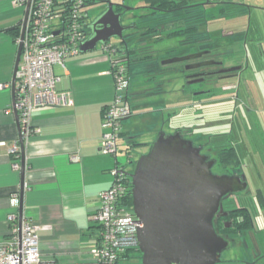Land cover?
Returning <instances> with one entry per match:
<instances>
[{
    "label": "crops",
    "instance_id": "obj_1",
    "mask_svg": "<svg viewBox=\"0 0 264 264\" xmlns=\"http://www.w3.org/2000/svg\"><path fill=\"white\" fill-rule=\"evenodd\" d=\"M17 1L0 0V243L9 239L13 227L8 218L11 215L19 217L22 211V218L39 227V254L43 263L88 262L91 260L90 249L96 245L100 235L94 221L100 206L99 195L111 186L112 170L122 165L119 153L126 154L123 148L115 157L100 152L102 111L114 99L110 58L95 48L68 58L64 67L55 66L53 72L59 77L55 89L67 93L72 105L34 109L31 124L37 132L22 141L23 153L20 148L17 156L10 155L9 150L15 142L20 147V132L11 109L12 78L17 38L27 4H16ZM246 1L250 8L245 9L243 15L254 25L244 22L238 35L231 31L227 33L229 38L225 42L228 46L238 42L247 45L248 42L252 47L250 45L246 60L235 65L240 70L235 71L234 78L242 79V88L240 90V86L232 84L233 91L225 103L231 105L229 111L232 113L243 105V120L249 126L260 113L264 118V110L258 108V105H264L263 93L252 88L256 75L264 78V52L260 48L264 39V0ZM128 9L121 22L123 27L130 23L128 15L132 12ZM96 11L88 14L89 21L99 12ZM235 24L236 21L230 26ZM87 29L89 33V27ZM216 33L214 43L218 49L221 41L224 42L221 39L224 31L217 27ZM111 40L109 42L113 43ZM115 40L117 43L113 44L120 49L136 50L130 49V43L125 47L122 41ZM157 43L162 44L163 49L178 48L169 41ZM162 61L164 59L154 55L151 61L128 66V102L132 115L123 124V138L132 144L131 153L149 149L158 135L175 133L177 127L184 138L194 143L195 130L224 122L217 120L219 105L224 104L217 95L204 100L191 96L192 89L187 88L179 69L168 67L174 65L162 66ZM205 109L210 110V115L203 114ZM203 116H209L211 120L208 118L204 122ZM233 123L239 125V122ZM166 125L167 129H164ZM186 130L188 134H183L182 131ZM238 140L235 145L239 151H236L239 156L242 152L248 161L247 168L255 174V179H252L255 188L264 193L261 178L264 176V140L259 139V145L253 139L247 143L241 137ZM240 148L244 150L240 151ZM73 157L78 161L74 162ZM261 211L264 217V208Z\"/></svg>",
    "mask_w": 264,
    "mask_h": 264
},
{
    "label": "built area",
    "instance_id": "obj_2",
    "mask_svg": "<svg viewBox=\"0 0 264 264\" xmlns=\"http://www.w3.org/2000/svg\"><path fill=\"white\" fill-rule=\"evenodd\" d=\"M94 0H31L27 22L21 41V53L15 74L12 110L17 112L20 140L25 141L37 132L31 124V112L42 107L71 106L72 101L65 92H57L59 82L53 69L64 67L68 58L79 54L80 46L88 38V8ZM27 3L18 0L16 4ZM20 43V35L17 38ZM99 49L110 58L114 99L102 111V135L100 152L116 156L125 150L129 141L123 138V124L132 115L128 102L129 75L127 59L118 46L111 42L99 44ZM8 109V111H11ZM122 142V143H120ZM20 147L15 142L9 150L17 156ZM124 152V151H123ZM74 162L78 161L73 157ZM116 166L112 170L111 186L99 195V210L94 221L100 229L96 245L90 249L91 260L77 264H141L132 261L140 254L138 230L141 225L132 208L122 206V200L132 189L131 167ZM17 168V166L15 167ZM13 225L9 239L0 243V264H56L43 263L39 254V227L25 218L11 215ZM18 221V222H17ZM18 223V225H16Z\"/></svg>",
    "mask_w": 264,
    "mask_h": 264
},
{
    "label": "water",
    "instance_id": "obj_3",
    "mask_svg": "<svg viewBox=\"0 0 264 264\" xmlns=\"http://www.w3.org/2000/svg\"><path fill=\"white\" fill-rule=\"evenodd\" d=\"M30 1L27 0L21 24L20 43L12 78V102H15V74L21 53V41L27 22ZM107 10L90 26V36L81 44L80 53H86L111 39L123 41L122 34L129 27L121 24V15L115 13L110 1ZM107 21L104 22V20ZM200 55L175 57L161 62L162 66L195 59ZM230 68L222 73L239 71ZM194 83L197 81H193ZM203 93H195L200 96ZM19 129L18 115L14 110ZM23 153V142L20 140ZM214 159L201 154V148L180 132L160 134L141 156L131 174L132 212L141 228L138 230V248L141 264H216L217 253L224 248L213 228V218L224 197L244 192V175L213 174ZM24 162H21V175ZM21 212L19 218L21 219Z\"/></svg>",
    "mask_w": 264,
    "mask_h": 264
},
{
    "label": "flooded vegetation",
    "instance_id": "obj_4",
    "mask_svg": "<svg viewBox=\"0 0 264 264\" xmlns=\"http://www.w3.org/2000/svg\"><path fill=\"white\" fill-rule=\"evenodd\" d=\"M105 1H110L113 11L121 15L120 21L122 22L126 13L125 10H129L124 5L125 0H97L93 6L99 8L100 13L98 12L89 21L88 27L107 10ZM247 8L250 6L246 0H143L135 8H130V12L133 14L134 10H141L157 15L159 23L153 26L155 30H152L151 33H160L162 29H166L165 26L174 28L171 31H165L163 40L178 46L183 52L176 57L200 55L195 59L175 65H179L180 74L188 88L192 85L202 86L206 82H208V86H211L208 89H198L199 92L192 91L191 96L195 93H203L200 96L209 93L208 96L217 89L225 91L223 85L233 80L236 75V72H221L230 68L224 67L216 53V42L214 43V41L217 25L221 21L224 25L230 26L236 21L237 24L243 22V25L245 22L247 25L253 26L254 24L249 20L247 21V17L243 15ZM149 14H137L130 18V23L127 26L129 30L122 34V44L125 47H128L131 39H145L147 35H150L146 31L141 32L140 37L129 34V32L139 33L141 27L138 23L136 24L135 20H141L144 16H150ZM175 35L177 38H174ZM228 38L226 33L221 36L224 42ZM143 41L144 43L147 42L146 40ZM209 79L215 81L212 83V80ZM193 81L197 82L194 83ZM196 147L201 148L202 155L212 159L210 154L204 151L203 146V148L200 145ZM229 147L236 148L233 145H229ZM232 175L247 176L244 172L241 174L234 172ZM245 182L248 187L247 178ZM238 195L224 197L221 208L213 218L214 232L221 240V245H224V248L216 254L218 259L216 264H264V217L260 213L261 210L256 213L245 207L243 203H239ZM231 201H234V207L230 206Z\"/></svg>",
    "mask_w": 264,
    "mask_h": 264
},
{
    "label": "rangeland",
    "instance_id": "obj_5",
    "mask_svg": "<svg viewBox=\"0 0 264 264\" xmlns=\"http://www.w3.org/2000/svg\"><path fill=\"white\" fill-rule=\"evenodd\" d=\"M142 1L143 0H125L124 4L127 6V8H133L135 6H138L140 4V2H142ZM95 10L99 11V8L91 6L90 8H88V14L92 15ZM137 14H149V12H145V11H141V10L140 11L134 10L133 14H131V15L129 14L128 16L133 17V15H137ZM149 15L150 16H144V18L141 20H135L136 24L138 23L139 27H141L140 28L141 30L139 33L129 32V34L134 35V36L137 35L139 37L141 36V32H143V31L150 33V35H147L146 36L147 38H145V39H140V38H135L134 40L131 39L132 41H130L129 47H130V49L131 48L136 49L134 51L130 50L131 52H133V54H132L133 60H134V58L136 59L132 63L145 62L147 60L151 61L154 58V55H156L161 60L162 59L168 60V59L175 58L176 56L182 54L183 52L179 48H177V49L175 48V49L170 50L167 47V49H168L167 50V49H165L166 47L163 49L164 46H162V44L157 43V42H162L164 39V34L166 32H168L169 30L171 31L174 28L165 26L166 29H162V31L160 33L159 32L158 33H154V32L151 33L152 30H155V29H153L152 26L158 25L159 21L157 20L158 19L157 15H152V14H149ZM253 16H254V14H253ZM242 23L243 22H238L237 25L235 24L234 27H231L229 25H224L223 22L220 21L219 24L217 25V27H219L220 30H223L224 34L225 33L227 34L228 32L231 31V32H234L236 35H238L240 33V30H242L241 29ZM263 35H264V32H263ZM143 40H146L147 42L144 43ZM111 41L115 44L117 43V41L115 39H112ZM226 42L221 41V44H220L221 46H219V48L216 49V53L218 54V58L221 59V61L223 62L224 67L233 68V67H235V65L237 63H241L243 60H246L247 53L250 52L252 45L249 44L248 42H247V45H245L244 42H242V43L238 42V43H232L231 45L228 46ZM250 45H251V47H250ZM96 48L98 50H100L99 45H97ZM260 48L262 49L261 51L264 52V39L262 41V45ZM136 51L138 54L135 55ZM172 65H174V66H168V67H171V68L173 67L172 69H179V65H175V64H172ZM168 67H164V68L167 69ZM257 76L258 75H256V79L252 84V88L257 90V91L261 90L263 93V96H264V78H259V76L258 77ZM209 80H212L211 81L212 83L215 81L214 79H209ZM241 82H242L241 78H239V79L234 78L233 80H230L223 85L224 89H226L225 91H220L219 89H217V90L210 93V95H217L219 97V100L224 102V104L219 105L220 114L217 117V120H219L220 122L224 121V122H221L224 124L219 123L218 126L203 127L201 129L195 130L196 132H195V135L193 136L194 144L196 146L200 145V147L203 146L205 148L204 151L206 153H209L211 158L216 161V164L212 169L213 174L220 176V175H232V173H234V172L240 173V174L242 172H244V174L247 175L246 178L248 181V187H247V190L245 192L238 195L237 199L239 200V203L240 202L242 203L241 199H247V197H251L250 195H254V193L256 192L254 182L252 181V179H255V174H252L249 171V169L247 168L248 161L243 157L242 152L240 153V156H239L240 164L238 167H235L232 165H228L226 167H223L222 165H220L219 164V155H220L219 152H221L220 149L222 150L223 148L229 147V145H233L236 147L235 142H237L239 137H241V139H243V142H245V143H247L248 140L250 141V139H253V140L255 139L256 141L258 139H260L261 141L264 140V121H263L264 118L263 119L261 118V115H260L261 113L258 116H256V118H254L255 119L254 120L255 132L252 131V133L250 132L248 135L247 134V128H246V126L243 127L244 122L242 121V118H241V114H243V110L245 109V108H243V105H241V107H240V105H237V108H239V107L240 108L237 109L236 112L232 113V110L229 111L231 108V105L225 103L226 102L225 100H227V97L230 96L231 92L233 91L232 90L233 85H235L236 87L240 86V90H241V88H242ZM207 83L208 82L204 83L202 86L201 85H192L189 88H191L193 92L198 91V89L199 90L200 89H208L211 86H208ZM205 94L206 95H204V96L197 97V99L204 100L206 97L210 96V95L207 96V94H209V93H205ZM209 99L210 98H208V100ZM258 108H259V110H264V105H258ZM203 114L205 116H207L208 114L210 115V110H207V109L203 110ZM228 114H229V116H228ZM239 117L241 120H239ZM208 118H210V120H211V117H209V116L204 117V122ZM215 119H213V120H215ZM259 121L261 122L262 125L260 124ZM233 122H235V123L239 122V125L237 126ZM257 124H259V127L256 126ZM164 127H165L164 129H167V125ZM183 134H188V131L187 130L183 131ZM238 135H240V136H238ZM208 137L210 138L209 142L207 140ZM238 142L240 144L241 140L240 141L238 140ZM129 144H131V143H129ZM241 144L243 145V143H241ZM132 149L133 148L129 149L130 153H131ZM241 149L244 150V148H240V151H241ZM236 150L239 151V149L237 147H236ZM140 152H146V153L141 154ZM147 152H148V149H143V150L141 149V151L139 150V152L131 153L129 155L130 160L127 159L126 154L124 156L122 154V152H120L119 156H120L122 166L127 167L129 161L136 163L138 161V159L141 156L147 154ZM237 153H239V152H237ZM134 167H135V164H134ZM129 168L131 169L132 167H129ZM261 178L264 182V176H261ZM263 186H264V184H263ZM229 204L231 207H234V205H235L234 201H231ZM260 213H262V211ZM140 260H141V254H135L132 256L131 262L138 261V263H140Z\"/></svg>",
    "mask_w": 264,
    "mask_h": 264
},
{
    "label": "trees",
    "instance_id": "obj_6",
    "mask_svg": "<svg viewBox=\"0 0 264 264\" xmlns=\"http://www.w3.org/2000/svg\"><path fill=\"white\" fill-rule=\"evenodd\" d=\"M95 1H97V0H94V2L91 3V5H94ZM119 51L123 55V57L127 59V65L128 66L133 61H135L131 57L133 52H131L129 49L123 48V49H120ZM243 117H244V110H243V114H241L242 121L244 122V120H243L244 118ZM239 120H241L240 117H239ZM245 126H246V121H245V123H243V127H245ZM256 126L259 127V124H257ZM254 127H255L254 121H251V124L248 127L246 126L248 134L250 132L252 133V131L255 132V130H254L255 128ZM175 131L176 132H181V129L177 127V128H175ZM207 140L209 142L210 138L208 137ZM255 141L256 140L254 139V142ZM256 142L259 145V143H260L259 139ZM131 148H132V144H129L128 147L124 150L128 160H130L129 155L131 153H130L129 149H131ZM220 151H221V152H219L220 153V155H219V164L220 165H222L223 167H226L228 165H232V166H235V167L239 166L240 158H239V154L237 153L236 149H234L233 147H226V148H223ZM134 164H136V163L135 162L131 163V167H132L131 168V172L132 173L134 171L133 169H135ZM129 187L131 188V184H129ZM242 203H243V205L245 207L250 208L251 211L253 210L254 212L258 213L260 210H262L264 208V193H263V191H261L260 189H256V192L254 193V195H251V197H249V199H243ZM121 205L122 206H126V207H128L130 209L132 208V197H131V193L130 192L122 200Z\"/></svg>",
    "mask_w": 264,
    "mask_h": 264
}]
</instances>
